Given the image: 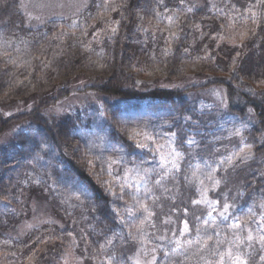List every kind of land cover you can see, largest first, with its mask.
<instances>
[{"label": "trees", "instance_id": "16d2710c", "mask_svg": "<svg viewBox=\"0 0 264 264\" xmlns=\"http://www.w3.org/2000/svg\"><path fill=\"white\" fill-rule=\"evenodd\" d=\"M182 1L91 0L76 19L29 28L19 0H0V138L17 128L0 150V264H63L73 243L84 264H135L134 236L143 230L164 246L153 264L203 263L184 240L225 247L207 207L195 202L192 168L140 187L108 169L120 154L144 160L138 134L154 121L167 122L186 151L184 141L196 135L202 147L187 162L212 165L222 145L210 141L216 134L191 94L216 87L232 113L254 110L250 141L264 155V0ZM191 75L202 82L183 88ZM89 92L101 98L96 112L48 115ZM220 171L219 207L230 202L236 222L253 216L264 201L263 177L253 166ZM33 203L59 222L21 234Z\"/></svg>", "mask_w": 264, "mask_h": 264}, {"label": "rangeland", "instance_id": "374dc122", "mask_svg": "<svg viewBox=\"0 0 264 264\" xmlns=\"http://www.w3.org/2000/svg\"><path fill=\"white\" fill-rule=\"evenodd\" d=\"M19 1L26 25L29 28H39L54 20L68 21L78 18L87 10L91 0ZM166 1L170 0H164L165 3ZM178 1L180 3H185L182 0ZM188 1L189 4L191 3L196 7H200L206 2V0ZM221 10H223V13H228V11L231 12L228 9ZM241 14V12L238 13V15ZM95 33H98V31H95ZM191 76L192 77L188 78L187 81L182 82L183 88L191 85L199 86L202 82V80H199L195 75ZM144 79L143 83H154V80L147 76H145ZM170 85L169 83L160 87L169 88ZM153 86L156 87L154 84L150 85V87ZM191 96L194 102L196 100L195 103L196 107H198V114L204 115L205 120H208L207 125L210 126V131L216 134L211 137L210 141L214 143L219 142L222 145L221 148L215 151V154L219 155V157L215 158L212 165L204 166L199 162L196 164L198 160L187 162L189 155H195L196 149L202 147L198 143L199 140L196 138V135L184 141V144L189 148V150L186 151L179 146L180 142L175 134L169 133L166 130V126L169 125L167 122L154 121L146 126L145 129H142L138 134L140 143L142 144L141 148L143 149L144 160L142 162L131 163V160H125L124 154H120L116 158L110 160L108 166L109 172L112 176H115L119 180H123L126 184L140 187L148 182L152 176L157 174L168 175L171 171L178 172L185 171L186 168L187 170L192 168V175L195 176L197 189L199 191V197L195 202L207 207V217L209 220L214 221L215 226L221 229L222 232L217 233V235L221 239L220 242L225 244L223 248L221 245L213 247L207 245V247H205V243L200 241L194 245V240H184L186 245L189 246L192 255H196L199 260H202L203 263L201 264H219L220 256L213 255L212 253L226 252L229 247H232L230 242L235 241L236 237L239 235L243 238L240 242L244 245L245 254L250 257L249 261L253 260L251 262L248 261V264H264V261L260 259L261 256H264V251L260 250V245L253 240V247L249 249L247 248L248 241L246 240L249 232H251L254 237L264 235V207H261L264 201L259 203L258 210L253 211V216L236 222L237 217L234 220L230 218L233 214L230 210V202L226 201L220 208L218 199L214 197V194L222 184V179L219 177L220 172H222L220 171L221 169L225 171H235L246 166H253L254 170L259 172H254L256 177L259 179L263 177L264 180V155L257 156L256 149L250 141L251 124L255 121L254 110L248 108L243 115L232 113L229 110L227 93L220 87L201 90L196 92V94H191ZM100 99V96L92 92L85 94L74 93L70 97L60 101L56 106L50 108L48 115H50V112H53L51 113L52 115L58 116L78 113H82L83 116L90 115L96 112L95 107L99 106ZM195 126H198V124H195ZM16 130H8L3 137L0 138V150L10 144L13 135L17 132ZM237 130H239V132H237ZM232 149L235 150L233 151ZM249 149H251L250 159L246 161L236 159L234 163L229 166V160L239 156L241 153L247 154ZM216 181H219V183L217 184ZM225 204L229 206L227 211L224 209ZM31 207V217L20 227L21 234L26 233L33 227H39L48 222H59L52 211L50 210L49 212L47 206H40L38 203H33ZM221 213H223V215H221ZM219 219H221V221ZM185 224L188 226L187 231H184ZM169 230L170 229H168V231L165 230L162 237H156V239L158 241H164L167 238L166 233L169 232ZM186 233H189V224L184 221L181 234L183 235ZM147 234L148 232L143 230L142 233L134 236V241L138 244V250L134 255L135 264H153L154 258L157 256L156 251L159 247L161 249L164 248L163 245L161 246L150 241ZM75 249L74 243L69 246L64 253L63 264H84L83 260L77 257ZM224 264H230L226 256L224 258Z\"/></svg>", "mask_w": 264, "mask_h": 264}, {"label": "snow or ice", "instance_id": "6c2138e0", "mask_svg": "<svg viewBox=\"0 0 264 264\" xmlns=\"http://www.w3.org/2000/svg\"><path fill=\"white\" fill-rule=\"evenodd\" d=\"M239 132V130H237ZM251 158V149L248 150V153H241L239 156L231 159L228 161L229 166L234 163V160L239 159L242 161H246ZM218 184L219 181H216ZM228 205L225 204L224 209L225 211L228 210ZM261 207H264V204L261 205ZM147 211V209H145ZM151 213H149L150 215ZM223 215V213H221ZM188 230L187 224L184 226V231ZM242 237L239 235L236 237L235 241H231L230 243L232 244V247H229L226 252H213V255H219L220 256V261L219 264H224V258L225 256L228 258V261L230 264H248V261L250 259L249 256L245 254L244 251V245L240 242ZM246 240L248 241L247 248L251 249L253 247L252 241L255 240L256 243L260 245V250L264 251V235H259L258 237H254L251 232L248 233ZM177 246L180 245V241H176ZM205 247H207V242H205ZM261 261H264V256L260 257Z\"/></svg>", "mask_w": 264, "mask_h": 264}]
</instances>
